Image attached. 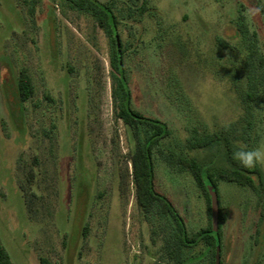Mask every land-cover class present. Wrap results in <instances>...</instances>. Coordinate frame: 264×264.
I'll list each match as a JSON object with an SVG mask.
<instances>
[{
	"label": "rangeland",
	"instance_id": "374dc122",
	"mask_svg": "<svg viewBox=\"0 0 264 264\" xmlns=\"http://www.w3.org/2000/svg\"><path fill=\"white\" fill-rule=\"evenodd\" d=\"M97 1L118 18L132 107L166 124L161 147L178 145L213 176L220 264H264V165L253 188L223 180L218 171L234 167L225 147L192 139L194 130L228 132L238 148L264 146V0ZM255 7L262 11L249 16ZM110 52L94 18L69 0H0V243L14 264H167L160 247L175 231L136 203L134 140L115 115ZM21 69L33 85L25 102ZM153 162L155 189L188 233L208 227L206 196L189 171L158 151ZM182 258L211 264L202 242Z\"/></svg>",
	"mask_w": 264,
	"mask_h": 264
},
{
	"label": "trees",
	"instance_id": "16d2710c",
	"mask_svg": "<svg viewBox=\"0 0 264 264\" xmlns=\"http://www.w3.org/2000/svg\"><path fill=\"white\" fill-rule=\"evenodd\" d=\"M69 2L77 10L90 14L108 38L111 48L110 67L114 73V87L111 95L115 115L126 125L134 140V149L130 156V162L133 183L135 185L136 203L145 218L148 220L153 216L165 218L173 225V230L175 231L174 238L163 239L159 257L166 259L167 264H185L182 258L183 249L194 247L202 242L206 246L207 253L210 254L211 264H215V248L220 246V239L218 233L216 234V238L213 237L211 220L208 227L200 229L193 234L188 233L184 219L176 208L166 196L160 194L155 189L154 152L158 151L164 162L175 170L189 171L206 196L209 218L210 202L205 185L209 182L216 190L213 176L202 167L195 157L184 154L178 145L169 149L161 147V141L170 136V130L166 124L157 118L146 117L132 107V94L127 84L125 67L122 62L124 50L120 43L117 46L116 41V38H118V18L114 14L111 3L102 4L97 0H69ZM235 26L240 36L243 39H247L248 29L244 22V17L240 12L237 15ZM223 47L226 46L223 44ZM255 90L256 85L254 80L251 76H248L245 95L249 100H253L255 97ZM16 91L21 102L27 101L33 95L32 81L26 69H21L18 72ZM226 131L229 130L226 129ZM193 134L192 139L198 148L213 144H220L225 147L226 154L234 167L219 170L218 176L221 179L254 187L251 174L257 173V169L244 168L238 165L232 158L233 152L239 148L228 137V132L199 133L194 130ZM245 136V133H243L239 138L242 140ZM40 263L48 264L47 260L43 258L40 259ZM0 264H14L1 243Z\"/></svg>",
	"mask_w": 264,
	"mask_h": 264
},
{
	"label": "clouds",
	"instance_id": "9594fccd",
	"mask_svg": "<svg viewBox=\"0 0 264 264\" xmlns=\"http://www.w3.org/2000/svg\"><path fill=\"white\" fill-rule=\"evenodd\" d=\"M262 11L261 8H249L248 15L255 16ZM232 158L237 161L242 167L252 169L257 165H264V146H258L253 149H248L247 146L234 151Z\"/></svg>",
	"mask_w": 264,
	"mask_h": 264
},
{
	"label": "water",
	"instance_id": "95a60500",
	"mask_svg": "<svg viewBox=\"0 0 264 264\" xmlns=\"http://www.w3.org/2000/svg\"><path fill=\"white\" fill-rule=\"evenodd\" d=\"M117 46H119L118 38H116ZM206 190L209 196V202H210V220L212 229L214 231L218 228V218H219V204H218V196L217 192L214 189L213 185L211 183L206 184ZM215 264H220V248L217 247L215 252Z\"/></svg>",
	"mask_w": 264,
	"mask_h": 264
}]
</instances>
